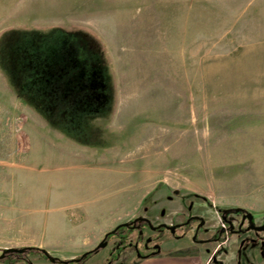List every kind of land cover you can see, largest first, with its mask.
<instances>
[{
    "label": "rangeland",
    "instance_id": "374dc122",
    "mask_svg": "<svg viewBox=\"0 0 264 264\" xmlns=\"http://www.w3.org/2000/svg\"><path fill=\"white\" fill-rule=\"evenodd\" d=\"M147 179L137 215L179 191L264 221V0H0V247L83 256ZM89 197L69 241L59 209Z\"/></svg>",
    "mask_w": 264,
    "mask_h": 264
},
{
    "label": "flooded vegetation",
    "instance_id": "af4514ba",
    "mask_svg": "<svg viewBox=\"0 0 264 264\" xmlns=\"http://www.w3.org/2000/svg\"><path fill=\"white\" fill-rule=\"evenodd\" d=\"M198 201L215 210L205 198L179 191H173L162 200H154L152 207H144L140 215L125 223L126 227L106 240L105 236L100 242L105 246L99 252L109 249L116 253L114 261H108L110 264H133L170 250L177 251L180 243H193L204 248L209 257L208 264H264V221L243 208H219L216 216H212L197 204ZM163 204L174 207L170 210L174 221L157 223L149 216L150 210ZM167 210L162 208L160 216L165 217ZM28 249L0 251V264L44 261L38 257L59 263ZM83 256L70 260L68 264H85L92 255ZM63 262L59 264H65Z\"/></svg>",
    "mask_w": 264,
    "mask_h": 264
},
{
    "label": "crops",
    "instance_id": "0c3cea01",
    "mask_svg": "<svg viewBox=\"0 0 264 264\" xmlns=\"http://www.w3.org/2000/svg\"><path fill=\"white\" fill-rule=\"evenodd\" d=\"M77 103H75L76 105ZM105 172H111L113 170H109L106 167H104ZM131 174L130 170L126 173V169H120L119 171V177L126 174ZM148 182L149 180H144V192L142 196L137 201V206H135V212L130 215V218H136L138 215V212L141 210L143 206V201H145L151 194L155 193L157 190V186L152 188L150 191H148ZM99 197H89L83 202H79L76 204H71L69 206H65L60 208V216L62 217L65 225L73 232V235L71 234V237L69 241H73L76 234H82L89 230L92 225V218H93V211L94 208L97 207V209L100 206V203H98ZM137 212V213H136ZM129 220V219H128ZM131 221V219L129 220ZM129 221H126L129 222ZM112 226H108V228H105L102 230L101 234L97 235L96 243L98 244L107 233L111 232L112 229L118 225V223L111 224ZM86 244V243H85ZM23 249L25 248H35V249H41L46 251L51 257L54 258L53 250L50 247H47L45 243H37L33 242V245L27 246V247H21ZM17 247H0V251L4 250H13V249H21ZM82 250L89 249V245H83L81 247ZM91 249V247H90ZM81 254L72 255L71 257H63L61 261L63 260H72L77 257H79ZM209 263V257L205 254L204 248L193 244V243H180L178 250L174 252H168L150 259H147L145 261H138L133 264H208ZM37 264H45L44 261H38Z\"/></svg>",
    "mask_w": 264,
    "mask_h": 264
},
{
    "label": "trees",
    "instance_id": "16d2710c",
    "mask_svg": "<svg viewBox=\"0 0 264 264\" xmlns=\"http://www.w3.org/2000/svg\"><path fill=\"white\" fill-rule=\"evenodd\" d=\"M124 226H119L117 229H115L114 231L108 233L105 237V239H107L108 237H111L113 236L114 234H116L117 232H119ZM28 250H33V251H37V252H40L42 253L44 256H46L47 258H50L51 260H54L51 256L47 255L43 250L41 249H35V248H32V249H28ZM100 249L96 248L95 250L85 254L83 257L85 256H89V255H93V254H97L99 252ZM57 262L61 263V261H58L56 260Z\"/></svg>",
    "mask_w": 264,
    "mask_h": 264
},
{
    "label": "water",
    "instance_id": "95a60500",
    "mask_svg": "<svg viewBox=\"0 0 264 264\" xmlns=\"http://www.w3.org/2000/svg\"><path fill=\"white\" fill-rule=\"evenodd\" d=\"M122 226H124V227H126L127 226V224H124V225H122ZM106 240V239H105ZM105 245H103V244H101L99 247H98V249H101L102 247H104ZM44 251V250H43ZM47 255H49L46 251H44ZM50 256V255H49ZM53 258V257H52ZM54 260H52V261H56L57 259H55V258H53ZM59 261V260H58ZM63 263H65V264H68L69 263V261H67V262H63Z\"/></svg>",
    "mask_w": 264,
    "mask_h": 264
}]
</instances>
